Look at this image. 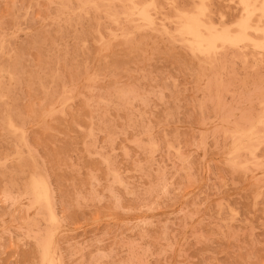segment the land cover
<instances>
[{"label": "rangeland", "instance_id": "1", "mask_svg": "<svg viewBox=\"0 0 264 264\" xmlns=\"http://www.w3.org/2000/svg\"><path fill=\"white\" fill-rule=\"evenodd\" d=\"M249 2L206 52L187 25L237 34L242 0H0V264H264Z\"/></svg>", "mask_w": 264, "mask_h": 264}, {"label": "bare ground", "instance_id": "2", "mask_svg": "<svg viewBox=\"0 0 264 264\" xmlns=\"http://www.w3.org/2000/svg\"><path fill=\"white\" fill-rule=\"evenodd\" d=\"M132 1V0H131ZM259 2V1H258ZM241 4V3H240ZM242 4H243V8H244V11H245V14H246V16L244 17V15H243V17L244 18H242L239 22H238V24H237V27H238V30H239V32H238V30H237V34H230V32L227 30V29H224V28H221L222 30L220 31H217V29L215 30V28L214 27H211V26H207V25H205L204 23H202L201 21H199L198 19H193V18H196L197 16H199V15H195V14H193V15H195L196 17H193L192 18V21H190V22H192L191 23V25L189 26V25H187L188 26V28H187V31H188V33L190 34V36L193 38V39H191L190 41H192V44L194 45L193 47L195 48V47H200L201 49L203 48H205V51L207 52V50L206 49H208V50H210V49H212V51H213V47H214V45H215V42L217 41L218 42V40H220L221 42H226V43H229V44H233V43H236L237 41H239V40H242V39H244V38H246L247 36H246V34H245V30L246 29H248L250 26H249V24H248V17H249V14H251V11L252 10H249L248 9V6H250V2H249V0H242ZM245 5L247 6V7H245ZM240 6H242V5H240ZM257 6V5H256ZM132 7H136V6H132ZM143 8V7H142ZM135 9H137V7L135 8ZM140 9V8H139ZM137 9V11L139 12V13H135V15L137 16L138 14L139 15H141V16H138V17H143V19H141V20H143L144 21V18H149V17H147L148 16V14L145 12V10H143V9ZM254 10V9H253ZM255 11H256V9H255ZM135 12V11H134ZM261 12H262V14L264 15V9H262L261 10ZM201 13V12H200ZM132 14H134V13H132ZM197 14V13H196ZM183 15V14H182ZM188 15V14H187ZM186 14L184 15L185 17L187 16ZM189 16V15H188ZM188 18V17H187ZM190 18V17H189ZM184 19V18H183ZM188 20V19H187ZM190 20V19H189ZM188 20V21H189ZM146 22L148 21H150V19L148 20H145ZM183 22L184 21H186V20H182ZM181 21V22H182ZM189 23V22H188ZM181 24V23H180ZM183 25H184V23H182ZM182 24L180 25V26H182ZM183 27H185V25L183 26ZM201 27H203V28H205V30L207 31V34L206 35H204V34H202L201 32H200V28ZM182 28V27H181ZM181 28L179 29V33H181ZM226 28V27H225ZM184 29V28H183ZM204 30V31H205ZM230 30V29H229ZM259 29H257V31H258ZM262 30H264V29H262ZM187 31H186V34H187ZM205 31V32H206ZM184 32H185V30H184ZM182 34H184V33H182ZM264 36V35H263ZM115 37V36H114ZM189 37V36H188ZM245 40H247V39H245ZM243 41V40H242ZM241 41V42H242ZM240 42V43H241ZM180 43V42H179ZM191 43V42H190ZM238 43V42H237ZM259 44H260V42H259ZM235 45V44H234ZM261 45V44H260ZM190 46H191V44H190ZM201 46H204V47H201ZM224 46V45H223ZM238 46V45H237ZM255 46V45H254ZM264 47V46H263ZM191 48V47H190ZM197 48H196V50H197ZM202 49V50H203ZM192 50V49H191ZM214 50H215V48H214ZM264 50V49H263ZM102 51V50H101ZM195 51V50H194ZM197 51H199V50H197ZM201 51V50H200ZM204 51H202V53H203ZM205 52V53H206ZM208 54V53H207ZM153 109V108H152ZM33 178V177H32ZM32 178H31V180H32ZM35 179V178H34ZM39 179V178H38ZM32 182V181H31ZM32 184H33V186H34V188H35V190H36V195L39 197H41V196H44L45 197V199L47 198V186H46V183L43 181V179L42 180H34L33 182H32ZM32 189V188H31ZM34 192V191H33ZM47 202H48V200H47ZM47 202L45 201V203L47 204ZM50 216V215H49ZM51 217H52V214H51ZM53 218V217H52ZM54 220H55V218H54ZM51 221V220H50ZM50 238V237H49ZM46 247H48V246H46ZM48 249V248H47ZM45 250H46V248H45ZM49 250V249H48ZM48 250H46V252L48 251ZM46 252H44V253H46ZM43 253V254H44ZM47 254H48V252L45 254V256L43 257V259L45 260V261H47L48 263H51V261H52V258L50 257V255L48 254V256L50 257H48L47 256Z\"/></svg>", "mask_w": 264, "mask_h": 264}, {"label": "snow or ice", "instance_id": "3", "mask_svg": "<svg viewBox=\"0 0 264 264\" xmlns=\"http://www.w3.org/2000/svg\"><path fill=\"white\" fill-rule=\"evenodd\" d=\"M200 7H201V8H203V6H202V5H201ZM245 7H247V6L245 5Z\"/></svg>", "mask_w": 264, "mask_h": 264}]
</instances>
